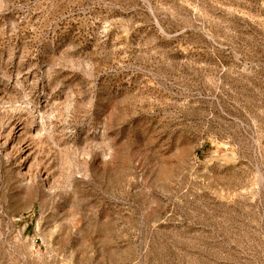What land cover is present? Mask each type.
<instances>
[{"label": "rangeland", "instance_id": "1", "mask_svg": "<svg viewBox=\"0 0 264 264\" xmlns=\"http://www.w3.org/2000/svg\"><path fill=\"white\" fill-rule=\"evenodd\" d=\"M42 89L0 264H264V0H0V134Z\"/></svg>", "mask_w": 264, "mask_h": 264}, {"label": "bare ground", "instance_id": "2", "mask_svg": "<svg viewBox=\"0 0 264 264\" xmlns=\"http://www.w3.org/2000/svg\"><path fill=\"white\" fill-rule=\"evenodd\" d=\"M18 76L15 77L19 78ZM10 79L11 78L8 77V80ZM13 85H21L20 80H15ZM41 92L42 93L39 95L38 101L36 103H33L34 100L31 102V100L28 99L19 102L20 106L21 104L23 105L22 109H24L26 112L25 116L22 115L23 113L21 114V110L19 111L20 108H14L15 110L13 109V111L8 112L5 121L1 125L0 135H3L4 132H6V138H4L3 144L4 146L9 147L10 153L18 160V163H20L21 169L19 170V176L22 180L21 182L26 187L36 183L39 180H43V185H47L50 179V171L46 168L47 165L45 164L46 166L42 167L43 165L41 166L40 163H37V157L39 158L38 155H40L39 150H41V140L44 138L43 136L48 134L47 131L49 129L47 130V128L49 127L51 129L52 126L53 130L51 120L46 118L45 114L47 113L45 112V109L49 103V98L53 99V96L44 97V95H42L44 93V89H42ZM2 110L4 111L5 109ZM49 133L51 134V132ZM47 160L48 157H45L46 162Z\"/></svg>", "mask_w": 264, "mask_h": 264}]
</instances>
